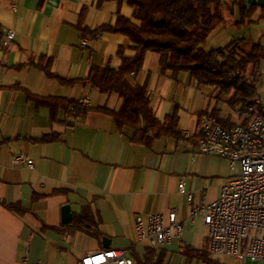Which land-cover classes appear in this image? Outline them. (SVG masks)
Here are the masks:
<instances>
[{"label": "crops", "instance_id": "obj_1", "mask_svg": "<svg viewBox=\"0 0 264 264\" xmlns=\"http://www.w3.org/2000/svg\"><path fill=\"white\" fill-rule=\"evenodd\" d=\"M227 2L224 21L204 47L243 39V49L256 43L264 49L263 8L254 5L240 23L239 4L250 5ZM117 15L132 18L126 0H0V28L15 32L8 49L0 52V264H23L24 259L28 264H79L83 255L104 249L102 237L109 239L108 249H128L135 241L136 217L171 209L182 226L180 238L158 248L136 245L131 250L136 264H227L208 255L201 217L190 220L189 211L216 199L234 175L227 160L197 154L196 143L203 115L217 110L218 118L231 123L232 109L212 87L197 85L187 73H161L158 55L146 52L129 80L145 84L154 118L164 123L175 117L178 135L164 134L146 145L118 131L103 109L117 111L120 97L82 82L93 66L117 67L118 48L133 55L124 35L100 31L113 26ZM83 38L85 46L80 45ZM46 65L73 83L47 76L41 68ZM83 97L91 106L79 121L61 108L52 117L37 101ZM184 131L189 138H182ZM16 153L31 159L33 168L13 166L10 158ZM180 179L192 193L191 204L177 192ZM64 204L70 206V224H61ZM83 216L84 227L75 226Z\"/></svg>", "mask_w": 264, "mask_h": 264}, {"label": "trees", "instance_id": "obj_2", "mask_svg": "<svg viewBox=\"0 0 264 264\" xmlns=\"http://www.w3.org/2000/svg\"><path fill=\"white\" fill-rule=\"evenodd\" d=\"M126 3L132 8V18L117 15L113 26H102L100 31L124 35L132 44L133 55L127 57L118 48L117 67L109 64L93 66L82 82L120 97L121 105L117 111H103L111 116L118 131L130 133V140L149 145L161 135H178L175 117L164 123L154 118L145 84H133L129 80L131 72L140 70L146 52L158 55L161 73L171 71L174 76L187 73L197 85L212 87L215 97L221 98L232 110L242 111L257 95L259 69L264 61V49L258 43L248 51L241 47L243 39H233L218 48L204 47L207 36L224 21L227 0H126ZM254 8V5L244 7L243 2L239 4L240 23ZM41 68L47 76L61 83H73L51 73L47 65ZM37 101L49 108L52 117L58 108L68 115H82L88 109L72 99L41 98ZM217 112L214 110L210 114L222 124H230L228 120L218 118ZM6 207L19 210L17 205ZM83 219L84 216L74 223L75 226L84 227Z\"/></svg>", "mask_w": 264, "mask_h": 264}, {"label": "built area", "instance_id": "obj_3", "mask_svg": "<svg viewBox=\"0 0 264 264\" xmlns=\"http://www.w3.org/2000/svg\"><path fill=\"white\" fill-rule=\"evenodd\" d=\"M14 37V30L0 28V52L8 49ZM86 42L83 38L80 45ZM77 102L84 108L91 106L88 97ZM252 104H260V112H253ZM260 114H264V93L256 95L242 111L232 110L235 122L225 125L208 113L198 123L197 154L227 160L234 175L221 186L216 199L192 205L189 219L201 217L208 237V255L226 259L227 264H264V123ZM70 118L79 121L81 115L71 113ZM181 136L189 138L185 131ZM10 162L16 167L33 168L32 160L21 153L13 154ZM177 192L191 204L192 193L185 190L183 179L178 182ZM134 230L135 241L130 248L88 253L79 264H136L131 256L136 245L158 248L182 234L174 209L166 214L153 213L146 219L136 217ZM23 264H28L26 259Z\"/></svg>", "mask_w": 264, "mask_h": 264}, {"label": "water", "instance_id": "obj_4", "mask_svg": "<svg viewBox=\"0 0 264 264\" xmlns=\"http://www.w3.org/2000/svg\"><path fill=\"white\" fill-rule=\"evenodd\" d=\"M51 2L58 3L59 0H50ZM246 5H256L260 8H264V0H244ZM60 218L61 224H70L72 221V213L70 211V206L68 204H64L60 209ZM109 239L106 237H102V246L104 249L109 248Z\"/></svg>", "mask_w": 264, "mask_h": 264}, {"label": "rangeland", "instance_id": "obj_5", "mask_svg": "<svg viewBox=\"0 0 264 264\" xmlns=\"http://www.w3.org/2000/svg\"><path fill=\"white\" fill-rule=\"evenodd\" d=\"M244 49L246 51L249 50V45L245 46ZM260 76L257 81V86H256V91H257V96H261L264 92V63L261 64V67L259 69ZM230 115V113H229Z\"/></svg>", "mask_w": 264, "mask_h": 264}, {"label": "bare ground", "instance_id": "obj_6", "mask_svg": "<svg viewBox=\"0 0 264 264\" xmlns=\"http://www.w3.org/2000/svg\"><path fill=\"white\" fill-rule=\"evenodd\" d=\"M252 111L253 112H260V104H252ZM260 121L264 123V114H260Z\"/></svg>", "mask_w": 264, "mask_h": 264}]
</instances>
